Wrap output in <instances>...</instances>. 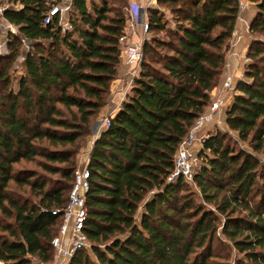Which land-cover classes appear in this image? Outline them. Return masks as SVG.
Segmentation results:
<instances>
[{
	"label": "trees",
	"instance_id": "16d2710c",
	"mask_svg": "<svg viewBox=\"0 0 264 264\" xmlns=\"http://www.w3.org/2000/svg\"><path fill=\"white\" fill-rule=\"evenodd\" d=\"M61 1L0 0V17L15 28L0 55V264L53 259L61 219L51 211L66 203L80 143L94 132L118 72L128 16L108 0H69L70 28L62 31L57 19L44 24ZM248 1L255 7L250 30L262 34L264 0ZM157 2L180 19L169 27L149 7L153 35L142 42L139 74L92 145L88 247L97 264H227L213 262L221 258L213 244L224 240L241 255L232 264H264V40L250 43L245 79L222 113L226 129L211 132L197 154L193 182L214 209L184 197L174 216L161 205L186 181L167 177L221 81L238 0ZM21 39L30 41L23 53ZM21 54L13 87L10 69ZM84 249L71 264H96Z\"/></svg>",
	"mask_w": 264,
	"mask_h": 264
},
{
	"label": "built area",
	"instance_id": "2783aa9c",
	"mask_svg": "<svg viewBox=\"0 0 264 264\" xmlns=\"http://www.w3.org/2000/svg\"><path fill=\"white\" fill-rule=\"evenodd\" d=\"M156 1V0H154ZM246 8V3L238 0V14L234 23V28L229 39L227 55H232L242 61L248 62L245 50L239 51V45L244 41L246 34L250 33V23L246 20L242 12ZM4 7H0V15ZM70 2L62 1L59 4L52 5L44 16V24L57 19L62 31L70 28L69 24ZM127 16L130 25H137L145 34L148 32V21L145 7L139 4L129 3L127 7ZM6 28L10 32H15V28L5 22ZM240 25V29L239 26ZM123 48L121 56L123 62L129 67V88L133 79L138 76L140 65L144 59L142 54L143 39L126 40V36L121 37ZM4 44H0V51ZM23 59V58H22ZM237 81L230 71L226 70L223 77L220 90L210 99L205 112L200 114L193 122L186 136L179 143L173 163V169L167 177V181L174 182L177 179L183 181H193L195 168L198 166L197 146L202 144L211 132L222 129V113L228 106L229 92L236 91ZM229 94V95H228ZM233 95V94H231ZM120 106L105 116L100 122L101 129L108 126L111 119L119 111ZM97 127L94 133L97 132ZM207 129V130H205ZM89 189V171L87 164L76 168L73 172L72 185L67 193V200L63 208L52 210L53 215H60L61 222L56 234L52 237L50 245L53 252V259L45 264H71L75 254L88 247V240L84 232V223L86 219L85 199Z\"/></svg>",
	"mask_w": 264,
	"mask_h": 264
},
{
	"label": "rangeland",
	"instance_id": "374dc122",
	"mask_svg": "<svg viewBox=\"0 0 264 264\" xmlns=\"http://www.w3.org/2000/svg\"><path fill=\"white\" fill-rule=\"evenodd\" d=\"M62 1H67V0H62ZM88 1H94L97 4H101V0H88ZM108 1H109L110 5L112 7L122 11L125 16L127 15L128 0H108ZM59 3H57V4H59ZM1 6L2 5H0V7ZM144 7H145V12L147 14V11H148L149 7H147L146 4H144ZM150 7H154V8H157L159 10V12L161 13V16H162V18H163V20H164V22L166 23L167 26L172 27V28L176 27V24H177V22H179L180 18H176V16L173 13H171V10H170V8L167 7V5L159 4L157 2V0H156L152 5H150ZM251 7H249V8H251ZM69 16H70V13H69ZM5 24H6L5 21L3 19H1V17H0V44H4V45H2L4 48H3V50L0 51V55H4V54L7 53V50H6V36H7V33L10 32V31L7 30ZM142 34H143V36L146 35L143 32H142ZM152 35H153L152 33H149V37L147 38V40L150 39L152 37ZM158 35L160 37H162V38L164 37L163 33H160ZM2 36H3V38H1ZM143 36H141V38H143ZM244 38H245L244 41L241 42V43H242V46H243V50H245L246 55H247L250 43L253 40H262L263 41L264 40V33L257 34V33H254V32H250V33L246 34ZM20 45H21V49H23L28 44H27L25 39H21ZM226 57H227V54H226ZM22 58H23V54L19 55L14 60V64L12 66V69H10L11 85L13 87H15V85H16V79L23 72V67H22L23 59ZM246 65L247 64H243L242 61L239 60L236 63L238 71L235 70L234 72H232V71L230 72V73H232V75H233V77L235 78L236 81H238L240 79H245V76L243 74V70L246 68ZM226 69H227V65H225V67H224L225 71L223 72V76L221 78L220 83L216 86V90H217L216 93L220 90L223 77H224V75L226 73ZM227 71H228V69H227ZM234 93H236V91ZM234 93L229 92L230 95L229 94L228 95L233 97V95H231V94H234ZM225 129H226L225 124L222 123L221 131H223ZM86 138H84V140L81 141L80 149H79L77 155L75 156V169L85 166L87 164V162H88L86 154H87V150H88L89 146H88V141H86ZM242 146L246 148L245 144H242ZM237 147H239V145H236V148ZM260 157H261L262 161L264 162V157L263 156H260ZM20 165L21 166L23 165V167H27V168H35L36 170L41 172V170L39 168H36V166L34 164H32V163H25V164H20ZM197 168H198V166L195 168V172H196ZM195 172H194V174H195ZM50 177L55 178L57 176H50ZM206 182H207L206 186L210 187L211 183L207 181V177H206ZM211 189H212L211 192L216 193L217 195L223 194V190H221V189H217V188H211ZM184 197H186V198L188 197V198L193 199V202L196 203V204L200 203V204L204 205L206 208L214 209L213 206H211L208 203H205L202 200L201 194H200L199 189L196 186V184L193 181H188L186 183H183V182L179 183V185L177 186L176 191L168 198V200L166 202H164L161 205V210L164 211V212H168V213H170V214H172L174 216H179L181 203H182ZM143 210H144L143 207L140 206L139 209H138V212L136 214V217H135L137 222L139 220V215L143 212ZM156 217L157 218L159 217L158 212H157ZM213 248H214L215 252H218L221 255V258L213 260V262H215V263L225 262L227 264L228 263L232 264V258L235 255L238 256V257L241 256L240 254L236 253V251L234 250V248L232 247V245L228 241H224V240L223 241L221 240L220 242L215 241L214 244H213ZM83 253H86L90 257V259L94 263H96L95 257L92 254V252L90 251L89 247H86L84 249Z\"/></svg>",
	"mask_w": 264,
	"mask_h": 264
},
{
	"label": "crops",
	"instance_id": "0c3cea01",
	"mask_svg": "<svg viewBox=\"0 0 264 264\" xmlns=\"http://www.w3.org/2000/svg\"><path fill=\"white\" fill-rule=\"evenodd\" d=\"M68 1V0H67ZM246 3V8L242 12V15L245 19H247L250 23L251 19L253 18L255 14V7L254 4L248 0H240ZM155 1L154 0H128L129 3H134V4H139L144 6V4L147 5V7H150ZM252 6V7H251ZM251 7V8H249ZM2 19V18H1ZM4 20V19H3ZM5 21V20H4ZM6 22V21H5ZM239 29L241 28L240 25L238 26ZM146 35L143 36L141 28L137 25H130L129 21L127 23V26L125 28V36L126 40L130 39H147L149 37V32L145 33ZM143 36V38H141ZM3 38V36L1 37ZM26 40V39H25ZM27 46L22 49V52H26L28 50V46L30 45V41L26 40ZM243 49L242 43L239 45V51ZM239 61L238 58L232 55H227L226 57V63L228 71L234 72L235 70L238 71V68L236 66V63ZM226 69V70H227ZM129 67L126 66L123 62V57H120V62L118 66V72L115 77V79L111 82L110 85V92L106 98V105L101 109L100 113L98 114V121L97 124L94 126L95 128L97 127V132L92 133L89 137L86 138V141H88V150H87V159L89 157L92 145L97 138L99 131L101 130V125L100 122L102 119L107 116L110 112H112L114 109H116L118 106H120L121 102L125 99L126 94L129 92ZM140 71V69H139ZM225 71V70H224ZM216 87L212 89L210 92V97L213 98V96L216 94ZM232 97H228V104L231 102ZM222 121H223V116H222ZM224 123V122H223ZM207 130V129H205ZM202 144L197 146V149H201Z\"/></svg>",
	"mask_w": 264,
	"mask_h": 264
},
{
	"label": "water",
	"instance_id": "95a60500",
	"mask_svg": "<svg viewBox=\"0 0 264 264\" xmlns=\"http://www.w3.org/2000/svg\"><path fill=\"white\" fill-rule=\"evenodd\" d=\"M26 40H28V39H26Z\"/></svg>",
	"mask_w": 264,
	"mask_h": 264
}]
</instances>
